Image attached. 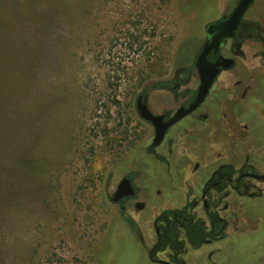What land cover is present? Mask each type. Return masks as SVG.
<instances>
[{"label": "rangeland", "instance_id": "374dc122", "mask_svg": "<svg viewBox=\"0 0 264 264\" xmlns=\"http://www.w3.org/2000/svg\"><path fill=\"white\" fill-rule=\"evenodd\" d=\"M236 1L0 0V264H149L153 220L185 204L198 185L193 164L264 159V89L254 85L264 69L259 43L247 41L236 67L221 75L201 111L208 119L193 121L201 134L188 121L156 149L169 164L148 154L153 130L136 110L141 93L156 114L185 101L181 92L197 86L193 72L175 91L155 85L188 65L205 25ZM245 19L264 27V0ZM222 54L231 56L228 48ZM229 97L244 107L231 128ZM180 163H188L186 178ZM126 175L137 195L124 207L142 243L111 202ZM234 208L225 212L227 239L194 258L216 250L217 264H264V201Z\"/></svg>", "mask_w": 264, "mask_h": 264}, {"label": "flooded vegetation", "instance_id": "af4514ba", "mask_svg": "<svg viewBox=\"0 0 264 264\" xmlns=\"http://www.w3.org/2000/svg\"><path fill=\"white\" fill-rule=\"evenodd\" d=\"M243 20H247V19L244 18ZM259 23L261 24V28H262L263 32L259 35L258 40H253L252 38L245 39L241 43V45L237 48V50L233 49V40L235 39V36L226 42L225 46L220 50V54H222V50L224 48H228L229 54L231 56H225V57H229V58H232L234 60V64L232 65V67L229 69L223 70L221 72L218 79L215 81L214 85L212 86L205 102L200 107H198L195 111H193L192 113H190V114L186 115L185 117H183L182 119H180L178 122L172 124L168 128L164 140L157 147H150V145L152 143V139H153V137H152L151 143L147 147V152L149 155L154 156L159 161L164 162L165 164H169V163H166L167 162L166 158L163 155H160L156 151V149L163 144V142L166 140L168 134L172 130L176 129L177 127H180L181 125H183L184 123H187L188 121L190 122V126H191L190 129L192 130L194 128V131H193L194 133H192V134H194V135H196L197 133L201 134L200 129H198L197 127H194L193 121L194 120L195 121H206L208 119V114H202L201 111L204 108L205 104L207 103L209 96L214 91L215 86H216L218 80L220 79L221 75L226 74V73H230V71L236 67L235 57L243 54L242 46L247 41L259 43L262 47H264V27H263L261 22H259ZM211 56H214V59H210V60L213 61L216 59L215 55L211 54L210 57ZM232 56H234V57H232ZM262 56L264 57V51L261 52V57ZM257 74H258V78L255 80L254 85H255V88L257 90L259 89V91H261L264 89V87H263L264 86V80H263L264 79V69H263V66L257 72ZM193 76H195V78L197 80V86L194 89L195 90L194 97L190 102H186L187 98L185 97V101H183L179 107L188 106L195 98L196 90H197V87L199 84L198 75H197V72L195 69L193 70ZM260 77H261V79H260ZM247 91H248V89L243 88L242 93L246 94ZM140 95L142 96V98L146 97L145 93H141ZM229 98H233V97H229ZM244 99H245V97H242L239 100L243 101ZM236 102L237 101H235V99H234V101L229 102V104L227 105V109L230 110V117H229V119L231 121L230 122V128L233 127V125L239 120V118L236 116V114L237 113L241 114L242 108L244 109V107L242 106L241 103H238V104H240V106L238 107ZM146 104H147V97H146ZM147 107H148V105H147ZM246 107H247V103L245 104V108ZM177 109H175L174 111H165L163 113H160L159 115H164L163 120L168 121ZM154 114H156V113H154ZM238 122H240V121H238ZM196 123H198V122H196ZM147 124H149L153 130L152 124L150 122H147ZM242 125H243V130H247L249 128L250 124L249 123H243ZM209 128L211 129L212 126H209ZM177 129L179 130V128H177ZM180 131H184V129H181ZM189 139L190 140L188 141V143L191 144L190 148L192 150H194V148H195L194 143L197 144L196 143L197 140L195 139V136H194V140L191 139V136ZM184 148H186V146H184ZM186 149L188 150V148H186ZM159 156H162L163 159L160 160ZM251 158L252 157L250 155L246 154V155H239V156H230L228 159L221 161V162H218V163H207V164H205L206 166H204V167H202V165L200 163L193 164L192 171H193V174L196 173V178H197L196 180L198 181V185H196V186L198 187L197 191L199 193V196L195 195L196 192L194 193V190H195L196 186L194 187V182H192L193 185H190L192 188H189L187 190V193L185 194L186 195L185 200H187L185 202V204L180 206V207H173V208H166V209H180V208L189 204L192 206L191 212L196 214V219L202 220V222L207 227H209L208 213L211 209H214V210H216L218 215L226 221V234H227V236L224 239L219 240V241L211 242L210 240H206L205 243L200 248L194 249V248L190 247L189 243L187 242L186 238L184 237V235H183L184 234L183 224H180L179 227L182 230V234H181V237L178 241H180L182 243V245L170 246V247L166 248L164 251L157 252L154 256H151L149 250L154 245L155 240H156V236L158 234V229L154 225V220H155L156 216L161 211L165 210V209H162L157 213V215L155 216L153 223H152L154 231H155V240L153 241L152 245L149 248H146L147 249L146 250L147 260H148L149 264H217L216 261L212 260L213 255L216 253V250L209 251L207 253L206 257H203L202 259H199V260L194 258V252L203 251L205 248L212 246V245H215V244H218V243H221V242L225 241V239H227L228 228H229V219H228L227 214H228V210L230 209V203L234 208V206L238 202L242 203L243 201H252V200H256V199L260 200V202L264 201V159L260 160V159H251ZM186 164H188V163H180L181 167H180V171H179L178 175H180L182 177L184 176ZM210 166H212V167H210ZM188 176H190V174ZM125 177L131 181V184H132L135 192H134V195L132 197L122 198L117 203L113 202L114 204L118 205L119 212H120L121 207H123V209H125L124 204L128 200L134 199L137 195V189L134 185L133 177L130 175H126ZM191 177L193 179L194 175H191ZM184 178H186V175L184 176ZM188 178H190V177H188ZM190 197H192V198L189 199ZM111 198H112V196H111ZM229 200H231V202ZM199 204H201V210H202L201 212H199L197 210V206ZM234 209H231V215L232 216L237 214L236 210H234ZM225 212H227V214H225ZM129 227H130V225H129ZM139 231H140V229H139ZM140 234H141V232H140ZM139 241L141 243L143 242L142 235H141V240H139ZM180 242H179V244H180Z\"/></svg>", "mask_w": 264, "mask_h": 264}, {"label": "water", "instance_id": "95a60500", "mask_svg": "<svg viewBox=\"0 0 264 264\" xmlns=\"http://www.w3.org/2000/svg\"><path fill=\"white\" fill-rule=\"evenodd\" d=\"M254 3L255 0H237L227 14L205 25V41L193 58L199 84L195 98L188 106L179 107L168 121H164V115L154 114L150 111L146 104V97L142 98L141 95L137 97L136 110L139 117L150 122L153 126V139L150 147H157L164 140L167 130L172 124L200 107L205 102L221 72L232 67L234 60L220 54V50L229 39L235 36L246 13ZM211 54L216 56L213 61L210 60ZM134 192L131 181L124 177L112 194L111 201L117 203L122 198L132 197Z\"/></svg>", "mask_w": 264, "mask_h": 264}, {"label": "trees", "instance_id": "16d2710c", "mask_svg": "<svg viewBox=\"0 0 264 264\" xmlns=\"http://www.w3.org/2000/svg\"><path fill=\"white\" fill-rule=\"evenodd\" d=\"M262 32L261 24L258 21L243 20L235 33L233 49L237 50L245 39L258 40ZM210 59H214V56H211ZM193 70V59H191L188 65L177 68L169 80L161 81L155 86L172 91H175L178 87L187 86L190 83ZM194 94V88H186L181 92V96L187 98L186 102H190ZM159 158L160 160L163 159L162 156H159ZM11 167L15 170L18 169L16 163H13ZM191 211L192 206L188 204L180 209H165L156 216L154 225L158 229V234L154 245L149 250L151 256H154L157 252L164 251L170 246L182 245L178 241L182 234V230L179 227L180 224H183L184 237L190 247L194 249L200 248L206 240L211 242L219 241L227 236L226 221L218 215L216 210L211 209L208 213L209 227L202 220H197L196 214ZM120 215L130 225L137 238L141 240V234L135 220L123 207L120 208Z\"/></svg>", "mask_w": 264, "mask_h": 264}, {"label": "bare ground", "instance_id": "6f19581e", "mask_svg": "<svg viewBox=\"0 0 264 264\" xmlns=\"http://www.w3.org/2000/svg\"><path fill=\"white\" fill-rule=\"evenodd\" d=\"M29 198V197H28ZM26 202V201H25ZM33 202V201H32ZM30 206V205H29ZM17 213V212H16Z\"/></svg>", "mask_w": 264, "mask_h": 264}]
</instances>
